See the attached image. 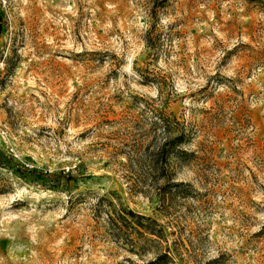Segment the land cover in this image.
Here are the masks:
<instances>
[{
  "label": "rangeland",
  "instance_id": "374dc122",
  "mask_svg": "<svg viewBox=\"0 0 264 264\" xmlns=\"http://www.w3.org/2000/svg\"><path fill=\"white\" fill-rule=\"evenodd\" d=\"M152 1L0 0V149L62 175L0 165V264L155 260L114 235L108 199L165 226L162 264H264V0H168L155 51ZM158 108L187 131L165 196Z\"/></svg>",
  "mask_w": 264,
  "mask_h": 264
},
{
  "label": "trees",
  "instance_id": "16d2710c",
  "mask_svg": "<svg viewBox=\"0 0 264 264\" xmlns=\"http://www.w3.org/2000/svg\"><path fill=\"white\" fill-rule=\"evenodd\" d=\"M167 1L168 0L152 1L153 12L151 13V17L153 22L150 24L147 31L146 41L147 46L154 51L157 50L162 40L160 33L156 31L158 25L155 21V19H157V8L160 7V5L167 3ZM156 113L157 119L153 124L155 128H163L162 132H160L162 135V141L153 146V150L147 155L149 156L147 159H150L151 170L157 173V180L165 177L163 184L160 186V189L162 190L161 195L165 196L167 193H172L175 186L180 185L172 181L168 163L171 157V152L174 150L175 146L187 136V131L175 117H171L163 109L158 108ZM134 153L137 156L141 154L139 157H135L136 155L134 156V158L137 159L136 162L146 159V155H142V153L145 152L141 143L136 150H134ZM131 158L133 160V157H130L129 159ZM0 165H8L27 178L39 182H45L47 179L59 178L62 176L58 173L41 171L35 168H30L26 165H21L1 149ZM68 176L70 178L72 174L68 173ZM107 201L109 203L108 219L111 226H114L112 230L114 235L119 240H124L127 245L130 244L135 249L136 247H139L140 236L144 238L145 241L153 244V250H164L156 256L155 260L149 262V264H162L164 261L173 258L172 250H179L178 243L169 239V235L163 224L159 223L156 219L137 214L133 210L125 208L122 203L117 204L109 199Z\"/></svg>",
  "mask_w": 264,
  "mask_h": 264
}]
</instances>
